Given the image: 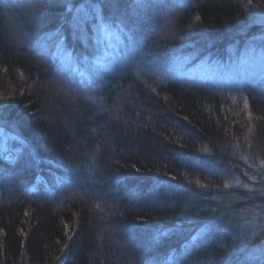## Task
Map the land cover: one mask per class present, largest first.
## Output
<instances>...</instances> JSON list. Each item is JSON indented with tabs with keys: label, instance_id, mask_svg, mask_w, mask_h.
<instances>
[{
	"label": "trees",
	"instance_id": "16d2710c",
	"mask_svg": "<svg viewBox=\"0 0 264 264\" xmlns=\"http://www.w3.org/2000/svg\"><path fill=\"white\" fill-rule=\"evenodd\" d=\"M75 1L87 0H0V264H264V78L96 71L93 27L68 25ZM92 1L90 23L147 52L216 54L264 12V0ZM58 28L64 48L38 51Z\"/></svg>",
	"mask_w": 264,
	"mask_h": 264
},
{
	"label": "rangeland",
	"instance_id": "374dc122",
	"mask_svg": "<svg viewBox=\"0 0 264 264\" xmlns=\"http://www.w3.org/2000/svg\"><path fill=\"white\" fill-rule=\"evenodd\" d=\"M170 1L181 3L187 0ZM73 3L76 5L77 2ZM75 5L72 8L73 11L71 9V21L68 25L72 26V30L80 31L77 32L79 36L84 35L85 29L90 30L89 25L93 27L92 40L85 45V54L90 59L88 66L96 71L114 72L120 70L133 75L150 71L160 80L175 77L192 78L221 88L239 84L243 79L259 80L264 78V23H260L261 19H264V12L247 15L244 27H247L245 30L249 32V36L245 41L240 45L236 43L229 46H224L220 42L214 50L216 54L214 52L202 53L199 50L187 52L173 44L161 50H159V45L154 44L152 52H147L142 49L141 44L133 41L125 42L118 31L120 26L114 27L108 22L96 23L97 25L90 23L96 14L89 13V6L95 5L99 8L96 2L87 0ZM80 9L83 11H78ZM107 11L111 13L112 17H117L113 15L117 14L116 10ZM120 12L117 15H120ZM28 13L25 15L31 17L32 14ZM155 14L158 13L153 15ZM49 17L50 14L45 12L43 19H49ZM117 18L126 20L125 16ZM41 21L40 19L36 20V30L45 25ZM122 29L125 28L122 27ZM59 34H63L62 28H58L53 36L42 40L44 42H40L37 50L43 51L46 48L47 50L52 48V51L58 52L61 45V48H64L63 38ZM66 63H68L67 60ZM7 138L8 134L0 128V144L4 145Z\"/></svg>",
	"mask_w": 264,
	"mask_h": 264
},
{
	"label": "snow or ice",
	"instance_id": "6c2138e0",
	"mask_svg": "<svg viewBox=\"0 0 264 264\" xmlns=\"http://www.w3.org/2000/svg\"><path fill=\"white\" fill-rule=\"evenodd\" d=\"M248 3L251 4L252 0H248ZM78 11H83V9H80ZM98 11H99V9L95 5L89 6V13L90 14H96V13H98ZM260 23H264V19H261ZM225 187H227V185H225Z\"/></svg>",
	"mask_w": 264,
	"mask_h": 264
}]
</instances>
